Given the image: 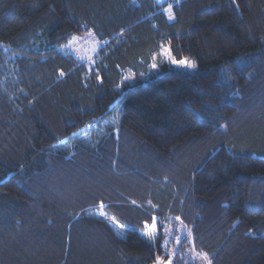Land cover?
<instances>
[{
  "label": "trees",
  "instance_id": "16d2710c",
  "mask_svg": "<svg viewBox=\"0 0 264 264\" xmlns=\"http://www.w3.org/2000/svg\"><path fill=\"white\" fill-rule=\"evenodd\" d=\"M88 31L91 66L60 51ZM162 44L193 71L151 72ZM171 247L172 264H264V0H0V264Z\"/></svg>",
  "mask_w": 264,
  "mask_h": 264
},
{
  "label": "rangeland",
  "instance_id": "374dc122",
  "mask_svg": "<svg viewBox=\"0 0 264 264\" xmlns=\"http://www.w3.org/2000/svg\"><path fill=\"white\" fill-rule=\"evenodd\" d=\"M157 1H161V0H157ZM167 15L171 16L170 19H172V12L169 14L167 12ZM73 37H77L79 39L74 40ZM102 45V40H100L97 35L93 32V31H88L86 33L80 34V35H72L65 43H63L60 46V51L68 53L73 55L75 58H77L80 61L86 62L87 65L91 66L94 62V55L96 54L97 50L99 49V47ZM163 48H168L165 44H162L160 46V50L157 56H153V60H152V65H151V72L152 71H156L157 70V62H162L166 65H169L175 69H180V70H185L188 72H192L194 67H188L186 65H182L179 63H174V60L171 56V58H168L166 56L162 55V49ZM189 63H191L192 65H194V63L191 60H186ZM156 65L155 67H153V65ZM132 74L130 73H126V75L123 76V80H132ZM116 121L113 123L112 128H114V132H116ZM105 135L104 131H100V133H97L96 139L97 142L100 141L99 138H102ZM91 140L89 137H84L83 138V145L85 148H88L91 144ZM98 144V143H96ZM95 144V145H96ZM99 210L97 211V215L103 217L108 223L109 225L117 232H120L121 229V225L118 224L113 218L107 216L104 212H102V207L98 208ZM147 225V227H146ZM152 224H144V229L141 230L142 235L147 239L150 240L151 242H153L156 238V231L155 228L152 227ZM177 244V243H176ZM175 244V245H176ZM175 249L173 247L170 248V250L167 252L169 255L165 258H163L164 261L169 260V258H171V260L173 261V253H174ZM162 259V258H161ZM155 264H158V259L156 261Z\"/></svg>",
  "mask_w": 264,
  "mask_h": 264
},
{
  "label": "snow or ice",
  "instance_id": "6c2138e0",
  "mask_svg": "<svg viewBox=\"0 0 264 264\" xmlns=\"http://www.w3.org/2000/svg\"><path fill=\"white\" fill-rule=\"evenodd\" d=\"M171 10H172V5L169 4V5H168V8L165 9V11L168 12V13L170 14V13H171ZM170 18H171V16H170ZM73 39L76 40V39H79V38H77V37H73ZM170 52H171V50L168 49V48H163V49H162V55H163V56H166V57H168V58H171V56H170ZM174 63H179V64H182V65H186V66H188V67H194V65H192L191 63H189V62L186 61V60L174 61ZM155 66H156V65L154 64L153 67H155ZM133 203H135V202H133ZM101 207H103L102 204H101ZM176 219L179 220L178 217H177ZM146 227H147V225H146ZM152 227H153V228L156 227V218H155V217H153V225H152ZM189 234H190V233H189ZM197 256L200 257V258H202V259H204V260H206V261H207V264H211V261L208 259V254H207V253H197ZM158 264H172V260H171V258H169V260L164 261L163 259L158 258Z\"/></svg>",
  "mask_w": 264,
  "mask_h": 264
}]
</instances>
